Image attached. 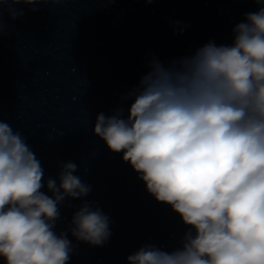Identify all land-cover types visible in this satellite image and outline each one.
I'll list each match as a JSON object with an SVG mask.
<instances>
[{"label":"clouds","instance_id":"obj_1","mask_svg":"<svg viewBox=\"0 0 264 264\" xmlns=\"http://www.w3.org/2000/svg\"><path fill=\"white\" fill-rule=\"evenodd\" d=\"M254 2L231 45L209 41L167 66L153 58L122 98L127 114L121 106L95 118L93 135L188 226L180 247L147 243L127 264H264V0ZM41 3L50 0H0V16ZM59 167L45 181L26 138L0 120V264H69V233L93 247L110 239L109 216L86 200L68 231H55L60 207L92 191L75 162Z\"/></svg>","mask_w":264,"mask_h":264}]
</instances>
